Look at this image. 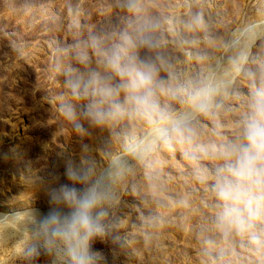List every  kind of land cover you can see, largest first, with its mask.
Masks as SVG:
<instances>
[{
  "label": "rangeland",
  "instance_id": "374dc122",
  "mask_svg": "<svg viewBox=\"0 0 264 264\" xmlns=\"http://www.w3.org/2000/svg\"><path fill=\"white\" fill-rule=\"evenodd\" d=\"M263 22L264 0H0V264H75L42 217L75 211L64 187H91L114 159L124 166L93 209L102 215L91 264H264V219L221 226L214 181L199 178L214 174V150L241 142L252 93L264 88V35L252 45ZM117 51L122 65L152 69L155 99L189 116L193 143L128 151L150 125L108 65ZM208 80L219 85L212 107L194 112L188 94ZM94 103L123 113L97 123Z\"/></svg>",
  "mask_w": 264,
  "mask_h": 264
},
{
  "label": "clouds",
  "instance_id": "9594fccd",
  "mask_svg": "<svg viewBox=\"0 0 264 264\" xmlns=\"http://www.w3.org/2000/svg\"><path fill=\"white\" fill-rule=\"evenodd\" d=\"M108 65L122 79L126 78L120 86L126 93L125 102L133 105L135 115L150 125L145 140L129 145L131 154L143 157L151 151L156 141L168 143L175 138L182 144L193 143L196 132L190 127L189 116L173 117L159 106L153 88L154 74L149 66L138 67L131 58L122 65L119 51L113 54ZM218 90L219 85L208 80L202 87L189 93L187 100L192 110L207 114ZM100 95L110 97L113 89L101 88ZM248 108L242 124L241 142L214 150V158L218 161L214 174L209 177L206 170H200L199 175L202 181L210 178L214 181L213 192L221 204L218 216L221 226L238 231H244L257 219H264V88L253 91ZM122 113L123 108L118 103L112 104L107 112L100 110L95 103L89 108V114L97 123ZM192 158L195 159L194 156ZM123 166L122 160L114 159L101 179L87 189L65 186L61 196L65 202L75 206V211L63 219L55 210H49L42 217V225H57L53 234L67 243L75 264H91L87 245L94 235L101 232L97 220L102 215V212H96L94 217L93 209L107 198L104 181L113 174L119 175ZM72 175L69 170V176Z\"/></svg>",
  "mask_w": 264,
  "mask_h": 264
},
{
  "label": "water",
  "instance_id": "95a60500",
  "mask_svg": "<svg viewBox=\"0 0 264 264\" xmlns=\"http://www.w3.org/2000/svg\"><path fill=\"white\" fill-rule=\"evenodd\" d=\"M264 35V22L262 23L259 32L256 34V36L253 39L252 45L255 44L259 39Z\"/></svg>",
  "mask_w": 264,
  "mask_h": 264
},
{
  "label": "bare ground",
  "instance_id": "6f19581e",
  "mask_svg": "<svg viewBox=\"0 0 264 264\" xmlns=\"http://www.w3.org/2000/svg\"><path fill=\"white\" fill-rule=\"evenodd\" d=\"M224 89V88H223ZM29 215V214H28ZM6 224V223H5ZM7 225V224H6ZM31 225V224H30ZM36 225V224H35ZM49 226H47V228H48ZM42 228V227H41ZM45 229H46V226H45ZM1 236L3 237V238H5V237H7V236H9L10 235V228H8L7 226L5 227V228H3L2 230H1Z\"/></svg>",
  "mask_w": 264,
  "mask_h": 264
}]
</instances>
